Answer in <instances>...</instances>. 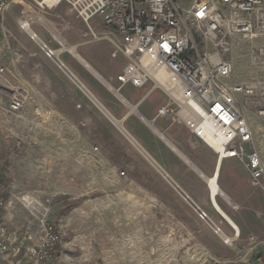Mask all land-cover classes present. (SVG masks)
<instances>
[{"label":"rangeland","instance_id":"1","mask_svg":"<svg viewBox=\"0 0 264 264\" xmlns=\"http://www.w3.org/2000/svg\"><path fill=\"white\" fill-rule=\"evenodd\" d=\"M35 1L6 0L0 14V49L13 64H23L22 51L31 45L39 48L38 41L19 27L21 20L28 21L37 38L56 51L66 43L63 29H72L69 17L80 22L64 1L43 8ZM180 2L183 15L191 21L194 40L204 50L193 6L189 0ZM101 18L91 19L99 34L107 31ZM81 26L83 43L102 41L84 39L86 26ZM236 40L221 57L232 65V82L257 84L252 96L238 98V105L252 131L247 149H256L264 160V119L258 114L264 108L259 40ZM215 50L209 44L207 51ZM62 73L71 82L72 93L81 96L75 98L79 111L74 119H46L56 115L42 114V106L26 104L16 73H5L0 80V183L4 182L2 193L7 196L2 211L8 215L6 220L30 225L36 238L40 219L54 225L59 239L50 264H256L253 257L257 253L263 252L264 257L263 193L256 189L254 201L241 206L222 193L216 196L221 208L222 198L229 202L222 209L236 221L238 231L211 206L207 186L203 189L193 172L211 176L218 155L176 116L156 117L158 108L168 103L162 89L152 90L151 82L142 87L130 85L136 96L130 97L126 88L118 89V82L96 81L88 71L96 88L109 96L108 107L95 92L89 98L84 87ZM12 91L23 99L18 110L10 107ZM143 107L153 115L148 117ZM228 160L232 161L229 171ZM157 166L195 203L204 204L206 217L199 215ZM244 172L239 158L225 159L219 170L220 188L228 176L238 187Z\"/></svg>","mask_w":264,"mask_h":264},{"label":"built area","instance_id":"2","mask_svg":"<svg viewBox=\"0 0 264 264\" xmlns=\"http://www.w3.org/2000/svg\"><path fill=\"white\" fill-rule=\"evenodd\" d=\"M62 1L85 24L84 39L107 40L113 47L112 56L121 54L125 58L115 77L118 89L124 85L142 87L149 82L152 90L162 89L168 103L158 108L156 117L176 116L216 152L219 162L239 158L248 172L249 185L264 195V160L256 149H247L252 131L238 105V98L252 96L257 84L232 82V65L221 57L237 38L259 40L257 55L264 70V0H189L201 28L204 50L194 40L181 0H55L51 5ZM35 3L41 8L52 7L46 0ZM6 4V0H0V14ZM97 15L107 28L101 34L91 24ZM19 27L29 28L30 37L37 39L28 21L21 20ZM209 44L216 50L207 51ZM41 48L47 57H57L56 49L46 43L41 42ZM4 74L0 49V80ZM10 98L11 109H20L21 95L12 91ZM258 114L264 119V108ZM3 187L0 184V214L5 207ZM199 215L206 217L204 211ZM216 231H221L217 225ZM35 232L37 238L27 231L20 236L0 215V264H50L58 232L42 219Z\"/></svg>","mask_w":264,"mask_h":264},{"label":"crops","instance_id":"3","mask_svg":"<svg viewBox=\"0 0 264 264\" xmlns=\"http://www.w3.org/2000/svg\"><path fill=\"white\" fill-rule=\"evenodd\" d=\"M69 20L71 24L69 25L72 27V29L69 31V29L62 28L63 37L66 43H63V48L60 51H55V54L57 55V58L64 64V66L80 81L82 85H84V89L82 87L81 88L85 91V93L89 96V98L91 97L93 98L94 95L92 92H95L99 100H101L103 104H105L108 107H111L109 103L111 101L109 96L107 94H102L100 90L96 88V82H94L92 78L95 77L94 79H96V81L108 80L114 83L117 82L115 77L116 74L124 66L125 58L121 54H118L116 57H113L112 56L113 47L110 44V42H108L107 40H102L99 42H92V43H83L81 40L82 21L79 19L80 22H77L76 19L75 20L72 18L70 19V17ZM26 31L30 33L29 28H27ZM36 40L39 43L40 42L45 43L43 39L40 40L37 38ZM38 42H36V45L38 44L39 48H37V46L35 45H31L26 50L22 51L23 64L17 62L13 64L12 62L5 60L4 54L1 49L2 64L5 67V73L6 74L16 73L18 75L19 80H21L20 83L24 88V96H25L26 104L40 105L42 106V114H44L46 111L47 115L49 114L56 115L55 117H48L46 119L53 118L56 120H66V119H70L71 117L74 119L75 113H78L79 111L78 109L75 108V104H76L75 98H79L81 96L77 91L75 92L77 93V96L75 93H72V90L74 88L71 85V82L69 84V82L65 80V76L62 73L63 71L65 72L64 68L62 69L61 67H58L56 61L53 58L47 57L44 50L40 48ZM66 45L68 47H72L73 49L72 50L68 49ZM64 50H67L68 53L67 54L64 53ZM62 54L65 55V59L61 58ZM88 71L92 73L93 76V77L91 76L92 78H90L91 74H89ZM69 77L71 76L69 75ZM129 86L130 85L122 86L123 90L124 88H126V90L124 91L126 94H129L128 96L136 97L131 86L130 87ZM114 88H112V91L117 95H119L117 90ZM122 96L124 97V95ZM144 96H141L139 100L141 98H144ZM98 102L100 103V101ZM100 104L102 105V103ZM44 106L46 107L43 108ZM145 108L143 107L142 112H144L148 117H151L153 113L151 112L150 109L147 110L148 108L147 109ZM134 109L135 107L131 106V110L133 111ZM70 110H72V112ZM173 149L176 151L174 147ZM224 160H221L219 163L217 159L214 172L212 173L211 176H208L206 178L205 176L203 177L201 175H197V172H193L194 177H196V179L200 181L202 188L205 189V187L207 186L211 206L216 211L218 210L212 204L208 181L213 176H216L218 183L220 165L221 162H224ZM230 164L232 165L231 160L225 162V165L227 166L226 167L227 171L231 169V167L229 166ZM219 189L223 191L224 195L227 198L239 204L240 206L242 205V203L246 204L253 202L254 196L256 194V188H253L249 185L247 170L246 172H244V175L241 177L238 187L236 185V182L234 183L232 181V178L228 176L225 182L221 184V188L219 186ZM5 194L3 195L4 199H6L7 197ZM217 195L218 194L215 195V199ZM196 204L203 211L204 204H202L201 201H200L201 205L199 203ZM220 204L223 207H227L226 205L229 204V202L226 201L224 198H222V200H220ZM3 212L4 211H2L0 214L2 220L5 222L7 226L17 231L20 234V236H22V234L26 231L32 232V229L30 228L31 226L28 224H16L13 223L12 220L9 219L6 220V217L8 215L7 213L4 214ZM218 212L229 224H231L229 220H227L223 216L225 214L234 224L231 225L232 226L236 225V227L239 229L236 221L232 220L224 211H223L224 214H222L220 211ZM258 255L261 256L260 260L256 258ZM253 258L255 259L254 263L261 264V261L262 260L264 261L263 252L257 253Z\"/></svg>","mask_w":264,"mask_h":264},{"label":"bare ground","instance_id":"4","mask_svg":"<svg viewBox=\"0 0 264 264\" xmlns=\"http://www.w3.org/2000/svg\"><path fill=\"white\" fill-rule=\"evenodd\" d=\"M47 2H48V4L50 5V6H52L53 7V5H51V4H55V0H46ZM40 44H41V42H40ZM67 46V45H66ZM68 47V46H67ZM68 49H73L72 47H68ZM69 74V73H68ZM70 75V74H69ZM71 76V75H70ZM72 77V76H71ZM73 78V77H72ZM74 79V78H73ZM160 83L161 84H164V80L163 79H161L160 80ZM82 87V86H81ZM112 118V120H113V117H111ZM114 121V120H113ZM115 124H117L118 126H120L121 124H120V122L119 121H116V119H115ZM150 124V123H149ZM151 126V125H150ZM120 128V127H119ZM122 128V127H121ZM130 137V136H129ZM131 139H133L132 137H130ZM152 161V160H151ZM220 163V162H219ZM157 167H159V170H160V172H162V174L164 175V172H163V170L160 168V166H157ZM164 177H166L167 178V180L172 184V182L170 181V178L168 177V176H165L164 175ZM209 188H210V197H211V200H212V204H213V206L218 210V211H220L222 214H224V212L222 211V209L219 207V205H218V203L216 202V199H215V195L216 194H220L221 195V193L222 194H224L223 193V191H221L220 189H219V185H218V183H217V177L216 176H213L212 178H210L209 179ZM173 185V184H172ZM174 186V185H173ZM227 220H229V222L231 223V224H233L232 223V221L224 214L223 215ZM234 225V224H233ZM237 231H238V228L236 227V225L235 226H233ZM239 233V232H238Z\"/></svg>","mask_w":264,"mask_h":264},{"label":"water","instance_id":"5","mask_svg":"<svg viewBox=\"0 0 264 264\" xmlns=\"http://www.w3.org/2000/svg\"><path fill=\"white\" fill-rule=\"evenodd\" d=\"M54 60L56 61V63L60 64L65 72H67V74L69 73L74 79V81H76L77 83H79V85H81L82 87H84V85H82L80 83V81L65 67L62 65V63L60 62V60L55 57ZM98 102V101H96ZM99 103V102H98ZM100 104V103H99ZM155 162V161H154ZM157 164V163H156ZM161 168V167H160ZM162 169V168H161ZM164 175L168 176L170 178V176L163 170ZM170 181L172 182V184L174 185V188L187 200V202L199 213L201 214L202 210L199 208V206L174 182V180L172 178H170ZM209 221V223L216 228V225L208 218L207 219Z\"/></svg>","mask_w":264,"mask_h":264},{"label":"trees","instance_id":"6","mask_svg":"<svg viewBox=\"0 0 264 264\" xmlns=\"http://www.w3.org/2000/svg\"><path fill=\"white\" fill-rule=\"evenodd\" d=\"M1 184V183H0ZM3 185V184H2ZM3 195V194H2ZM57 246V245H56ZM258 260H260L261 259V256L260 255H258L257 257H256ZM261 264H264V261L262 260L261 261Z\"/></svg>","mask_w":264,"mask_h":264}]
</instances>
